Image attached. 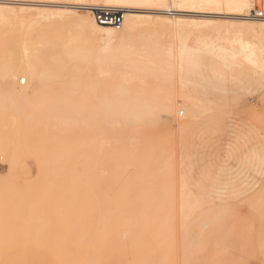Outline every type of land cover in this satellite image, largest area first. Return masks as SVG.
Here are the masks:
<instances>
[{"label": "rangeland", "instance_id": "rangeland-1", "mask_svg": "<svg viewBox=\"0 0 264 264\" xmlns=\"http://www.w3.org/2000/svg\"><path fill=\"white\" fill-rule=\"evenodd\" d=\"M19 1L0 5L11 11L2 30L13 39L20 34ZM50 1L65 15L84 14L76 6L85 2ZM258 1L253 9L262 8ZM172 10L163 16L186 21L189 47L199 33L208 34L213 47H228L218 39L223 27L217 37L212 26L192 23L206 18ZM177 27L152 26L159 45L172 55L171 77L155 82L176 99L175 111L154 110L134 122L122 132V147L111 144L102 152L104 162L91 147L63 144L51 126L0 117V264H264V73L247 64L227 70L216 60L213 69L223 73L222 80L207 71L212 65L201 64L213 82L197 88L194 75L186 83L190 75L179 69ZM92 43L103 50L124 41ZM183 95L197 98L204 127L182 125L188 120L178 112ZM68 132V140H82L79 130ZM113 152L122 153L121 168L109 163L106 154Z\"/></svg>", "mask_w": 264, "mask_h": 264}, {"label": "bare ground", "instance_id": "bare-ground-1", "mask_svg": "<svg viewBox=\"0 0 264 264\" xmlns=\"http://www.w3.org/2000/svg\"><path fill=\"white\" fill-rule=\"evenodd\" d=\"M75 1L85 2L80 3L79 7L76 4V8L84 11L83 15H79L80 13L79 16L75 13L65 15L58 10L59 8L52 9L59 5L52 4L50 0L35 1L36 3L24 0L17 2L16 4L20 6L34 7L28 10L23 6L18 10L17 7L19 19L16 20L19 22L17 34L20 33L19 38L16 35L17 39L8 35L6 33L8 31L3 32L2 27L11 11L0 7V117L5 115L6 118L5 116L3 118L8 119V116L13 115L11 120L14 117L20 118H15L16 122L20 121L31 127L51 126L60 131L62 135L60 140L63 144H73L78 149L91 147L97 152L93 153V156L101 157V162H104L105 157L102 152L108 150L111 144L122 147V132L127 131L141 117L152 116L154 110L162 111L164 115L173 114L175 111L176 99L171 94H164L162 88L155 82L171 77L172 55L169 49L166 52L167 47L159 45L160 35H156L152 29L154 22L178 26L179 34L175 33L178 63L179 69L186 70L190 75L184 79L186 83L191 82L194 75L196 76L194 79L198 80L195 82L192 80V83L197 88L212 83V77L204 74L205 71L201 68L204 64L211 66L216 60L226 69L247 64L251 70L264 73V21H251L245 17L255 7L252 5L253 0ZM261 1L264 9V0ZM1 3L11 5L12 0ZM92 6L122 8L121 25L118 27L98 25L89 12ZM127 6L133 7L127 9ZM169 8L178 16L200 15L201 18H206L201 22L192 23L194 26H212L217 37L223 27L224 34L218 39L227 42L228 47L215 44L217 46L215 49L213 39L211 40L208 34L200 33L195 37L193 43L195 46L189 47L188 37L185 36L187 32L182 28L186 21L182 18L170 20L164 17L163 14L167 13ZM23 17H26V21ZM220 17L224 21H215ZM179 28L184 31L181 32ZM149 30L152 33H147ZM141 31L146 34H142ZM72 32L73 36L70 35ZM97 38L103 41L117 38L124 43L120 48L107 47L102 50L93 45L95 42L92 43ZM13 45L18 48L16 53ZM210 68L207 71L212 72L214 76L221 74L222 80L223 73L213 69V65ZM148 79L154 84H147L145 80ZM182 98L183 103L181 102V109L178 112L181 115L185 113L188 119L182 125L191 127L199 125L202 121L205 123L204 118H200L202 113L197 98L187 95H183ZM203 122L201 125L204 127ZM70 130H79L82 140L74 142L68 140L66 137ZM254 154L258 157L256 152ZM106 155L113 160L109 163L117 168L122 167V153L113 152ZM250 159L254 161L255 157ZM258 159L259 157L256 160ZM262 163L257 165L259 169ZM258 172L256 170V173Z\"/></svg>", "mask_w": 264, "mask_h": 264}, {"label": "built area", "instance_id": "built-area-1", "mask_svg": "<svg viewBox=\"0 0 264 264\" xmlns=\"http://www.w3.org/2000/svg\"><path fill=\"white\" fill-rule=\"evenodd\" d=\"M89 12L94 21L100 26L118 27L121 25L123 14L121 13V10L117 8L92 6L90 7ZM245 17L251 21H264V9H252Z\"/></svg>", "mask_w": 264, "mask_h": 264}]
</instances>
